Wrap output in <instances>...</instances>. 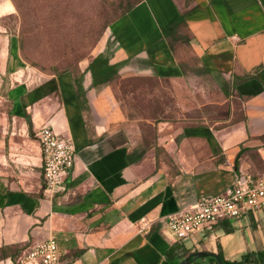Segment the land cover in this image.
Returning a JSON list of instances; mask_svg holds the SVG:
<instances>
[{"label":"crops","instance_id":"0c3cea01","mask_svg":"<svg viewBox=\"0 0 264 264\" xmlns=\"http://www.w3.org/2000/svg\"><path fill=\"white\" fill-rule=\"evenodd\" d=\"M13 11L0 2V13ZM179 16L189 41L175 53L163 32ZM108 28L110 43L98 56L118 73L179 81L187 52L225 99L239 103L240 117L231 121L232 112L219 126L159 122L162 151L140 154L136 124L110 87H93L89 71L77 91L69 72L30 70L16 36L0 29V264H21L32 244L50 237L65 259L84 264H165L172 244L230 261L263 250L264 209L180 240L164 218L222 193L240 174L264 175V0H143ZM44 124L75 146L54 191L43 178ZM142 222L149 226L140 231Z\"/></svg>","mask_w":264,"mask_h":264},{"label":"rangeland","instance_id":"374dc122","mask_svg":"<svg viewBox=\"0 0 264 264\" xmlns=\"http://www.w3.org/2000/svg\"><path fill=\"white\" fill-rule=\"evenodd\" d=\"M3 1L10 2L14 11L0 13V29L16 36L19 54L30 70L53 75L66 69L81 78L80 70L106 53L105 45L110 43L108 24L137 0H22L28 18L24 22L12 0ZM183 54L179 57L184 76L179 81L119 73L118 80L106 85L113 90L127 123L136 124L141 137H136L140 154L153 148L157 155L162 151L157 145L159 122L180 126L220 121L216 124L219 126L232 112L231 121L240 117L239 103L225 99L196 58ZM2 87L4 82L1 94ZM204 260L210 264L208 258L200 257L197 263L204 264Z\"/></svg>","mask_w":264,"mask_h":264},{"label":"built area","instance_id":"2783aa9c","mask_svg":"<svg viewBox=\"0 0 264 264\" xmlns=\"http://www.w3.org/2000/svg\"><path fill=\"white\" fill-rule=\"evenodd\" d=\"M38 140L44 184L54 191L73 166L75 146L69 138L59 136L46 124L40 127ZM262 209L264 175L240 174L222 193L201 195L193 208L169 214L164 221L177 239H184L205 226ZM148 226L147 222H142L139 230H146ZM63 254L56 239L50 237L32 244L19 261L21 264H84L67 260Z\"/></svg>","mask_w":264,"mask_h":264},{"label":"trees","instance_id":"16d2710c","mask_svg":"<svg viewBox=\"0 0 264 264\" xmlns=\"http://www.w3.org/2000/svg\"><path fill=\"white\" fill-rule=\"evenodd\" d=\"M143 0H137L133 4L129 5L124 11L119 13L112 21L115 22L117 19L125 15L128 11H130L133 7H135L138 3L142 2ZM14 3L18 14H20L22 21L28 20L26 16V12L22 10V0H12ZM187 2V1H186ZM163 35L167 38L169 46L173 52L176 53L178 50V47L185 45L189 41V33L187 30V27L185 25V22L183 20L182 16H179L176 18L163 32ZM85 71H89L92 78V85L93 87H96L97 89H100L101 87H104L108 85L109 83L118 80L120 78L119 73L115 66L108 63V60L103 56H97L94 57L87 65L85 69H81L80 73L81 75L85 73ZM64 72H69L72 76L73 83L75 86V89L78 91L81 89V80L82 77L79 78V76L76 75L74 71L71 70H61L58 73H52L53 75H58ZM231 228H227V231H230ZM180 240V239H178ZM189 252L185 250L183 253H180L178 251V247L175 244H172L165 252V264H177L179 261L183 260L184 258L189 256ZM215 255H217L223 264H245L246 262H253L254 264H262V259L264 256V249L257 251V252H248L244 254L240 260H227L224 258V256L217 252ZM202 259L208 258L210 264H219L216 260V258L212 254H208L205 257H200ZM191 263L199 264L197 263V258L192 259L190 257Z\"/></svg>","mask_w":264,"mask_h":264},{"label":"water","instance_id":"95a60500","mask_svg":"<svg viewBox=\"0 0 264 264\" xmlns=\"http://www.w3.org/2000/svg\"><path fill=\"white\" fill-rule=\"evenodd\" d=\"M208 254L209 253H206V252H196L192 256H188V257L184 258L183 260L179 261L177 264H188L191 261L190 257H192V259H195V258H198V257L207 256ZM212 255L216 258V260H217V262L219 264H223V263H221V261H220V259H219V257L217 255H215V254H212ZM262 264H264V256H263V259H262Z\"/></svg>","mask_w":264,"mask_h":264}]
</instances>
